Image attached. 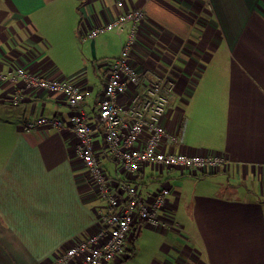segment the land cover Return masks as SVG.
Returning a JSON list of instances; mask_svg holds the SVG:
<instances>
[{
    "label": "crops",
    "instance_id": "0c3cea01",
    "mask_svg": "<svg viewBox=\"0 0 264 264\" xmlns=\"http://www.w3.org/2000/svg\"><path fill=\"white\" fill-rule=\"evenodd\" d=\"M133 7L145 19L132 60L176 85L163 122L184 140L167 138L164 148L225 155L230 167L191 174L145 165L130 177L143 197L160 186L171 193L164 223L137 219L133 229H142L135 244L130 248L128 240L125 260L110 264H264V0H0V72L26 66L52 78L71 76L65 79L89 92L83 109L96 119L129 27L121 40L114 32L84 43L78 38ZM116 39L119 52L98 65ZM76 49L82 61L70 68ZM91 72L101 81L92 91L89 82H77ZM21 88L0 83V264H50L96 232L106 205L77 155L72 130L23 129L42 116L67 118L66 96ZM16 93L22 98L11 104L7 98ZM132 93L130 87L120 103L127 106ZM94 141L111 180L120 181L124 174L104 138L97 133ZM144 253L145 263H132Z\"/></svg>",
    "mask_w": 264,
    "mask_h": 264
},
{
    "label": "built area",
    "instance_id": "2783aa9c",
    "mask_svg": "<svg viewBox=\"0 0 264 264\" xmlns=\"http://www.w3.org/2000/svg\"><path fill=\"white\" fill-rule=\"evenodd\" d=\"M123 7V2H119ZM142 8H131L104 24L93 25L81 42L114 32L121 37L129 27L118 58L110 65L104 94L98 102V116H89L83 109L89 92L65 78H52L42 72L32 71L26 66H16L8 72H0V83L20 82L24 89H41L61 92L72 109L67 118L40 117L24 124L25 131L35 129H67L77 137L76 151L89 171L96 195L105 202L106 209L100 210L101 226L96 232L79 239L58 252L50 264H110L121 262L128 246V234L135 221L140 219L146 226L157 227L164 223L161 218L166 198L171 188L160 186L149 198L143 197L136 181L130 177L141 171L145 165L152 167H181L191 174L215 172L230 167V160L221 154H187L167 151L166 139L173 143L184 140L178 133H171L163 119L168 105V95L174 91L175 82L160 76L153 69H141L132 60L133 50L144 24ZM130 94L128 105L120 103V97ZM21 88V90H23ZM22 95L16 93L7 98L17 104ZM100 133L106 150L118 163L124 177L111 180L101 164L94 137ZM146 142L142 147L143 135ZM129 256V255H128ZM131 256V255H130Z\"/></svg>",
    "mask_w": 264,
    "mask_h": 264
},
{
    "label": "rangeland",
    "instance_id": "374dc122",
    "mask_svg": "<svg viewBox=\"0 0 264 264\" xmlns=\"http://www.w3.org/2000/svg\"><path fill=\"white\" fill-rule=\"evenodd\" d=\"M49 29L50 28L46 29V32ZM78 39L81 42V37H79ZM120 40H121V38H120ZM117 41H118L117 39H116V41H113L112 40V42H111V48L109 50H107L106 52L103 53L104 54V57L102 59H100L99 62H96L98 65H101L102 64L101 62H104V61H106L108 59L109 60H112V58L116 55V53L119 52V45H118ZM81 43H84V42H81ZM120 45L122 47L121 41H120ZM120 51H121V49H120ZM74 53L76 55V59L70 61V65H69L70 68H75L82 61V58L80 57V50L79 49H76L74 51ZM85 53H86V56L84 55V60L86 62L85 67L88 68V69H91L92 68L91 62L93 60V57L90 54V51L86 48V46H85ZM104 70H105V67L101 68L100 70L97 69V71L99 72L100 75H101L102 72H104ZM63 78H71V76L63 77ZM77 82H89L90 84H88V87L89 88L91 87L93 89L96 86H101L100 77H97V74L96 73H93V72H91V75H88V79L87 80H85L83 78H80V79L77 80ZM91 91H92V89H91ZM141 229H142L141 227H137L135 231L133 229L131 232H129L128 237H129V240H130V246H129L130 248L135 244L136 239L139 236ZM147 233L148 232L146 230L143 231V235H145ZM144 241L147 242V240H144ZM140 243H141V241L138 244H140ZM145 262H146V253L142 254L138 260H136V261H134L132 263H145Z\"/></svg>",
    "mask_w": 264,
    "mask_h": 264
}]
</instances>
